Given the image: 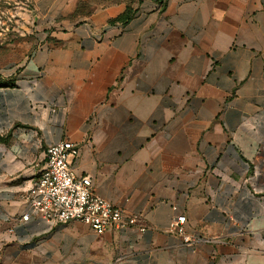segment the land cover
<instances>
[{
    "label": "crops",
    "instance_id": "obj_1",
    "mask_svg": "<svg viewBox=\"0 0 264 264\" xmlns=\"http://www.w3.org/2000/svg\"><path fill=\"white\" fill-rule=\"evenodd\" d=\"M33 2L50 27L0 87V264H264V0ZM65 139L128 227L20 220Z\"/></svg>",
    "mask_w": 264,
    "mask_h": 264
},
{
    "label": "built area",
    "instance_id": "obj_2",
    "mask_svg": "<svg viewBox=\"0 0 264 264\" xmlns=\"http://www.w3.org/2000/svg\"><path fill=\"white\" fill-rule=\"evenodd\" d=\"M78 156L79 148L68 139L48 145L45 166L28 190V207L20 220L28 222L36 216L48 223L79 221L97 234L128 227L133 219L126 218L123 208L96 194L91 176H79L71 169ZM185 221L184 215L173 218L168 232L193 244L197 238L186 233Z\"/></svg>",
    "mask_w": 264,
    "mask_h": 264
},
{
    "label": "rangeland",
    "instance_id": "obj_3",
    "mask_svg": "<svg viewBox=\"0 0 264 264\" xmlns=\"http://www.w3.org/2000/svg\"><path fill=\"white\" fill-rule=\"evenodd\" d=\"M81 11L87 10L82 4ZM82 18L72 15V22ZM35 11L33 0H0V80L10 83L23 63L29 58L36 44L44 37L49 29ZM8 79V80H7Z\"/></svg>",
    "mask_w": 264,
    "mask_h": 264
},
{
    "label": "trees",
    "instance_id": "obj_4",
    "mask_svg": "<svg viewBox=\"0 0 264 264\" xmlns=\"http://www.w3.org/2000/svg\"><path fill=\"white\" fill-rule=\"evenodd\" d=\"M78 13V10L75 12V14ZM130 17V12H126L124 14H122L121 16H119L116 20H119V21H123V22H126ZM11 82L10 83H5V82H2L0 80V87H4L6 85H11L12 84V80H10Z\"/></svg>",
    "mask_w": 264,
    "mask_h": 264
}]
</instances>
